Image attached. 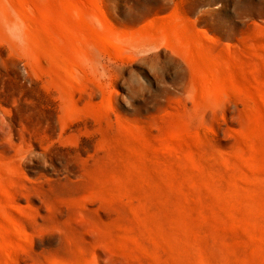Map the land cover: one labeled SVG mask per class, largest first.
Segmentation results:
<instances>
[{"label": "rangeland", "instance_id": "rangeland-1", "mask_svg": "<svg viewBox=\"0 0 264 264\" xmlns=\"http://www.w3.org/2000/svg\"><path fill=\"white\" fill-rule=\"evenodd\" d=\"M0 264H264V0H0Z\"/></svg>", "mask_w": 264, "mask_h": 264}]
</instances>
